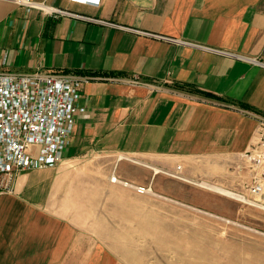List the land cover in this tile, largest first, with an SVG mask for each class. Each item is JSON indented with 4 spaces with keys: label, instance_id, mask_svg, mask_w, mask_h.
<instances>
[{
    "label": "crops",
    "instance_id": "obj_1",
    "mask_svg": "<svg viewBox=\"0 0 264 264\" xmlns=\"http://www.w3.org/2000/svg\"><path fill=\"white\" fill-rule=\"evenodd\" d=\"M30 1L0 0V72L90 77L61 161L0 185V264H128L105 242L120 236L92 171L75 169L89 153L187 176L264 170L246 113L264 114V0Z\"/></svg>",
    "mask_w": 264,
    "mask_h": 264
},
{
    "label": "rangeland",
    "instance_id": "obj_2",
    "mask_svg": "<svg viewBox=\"0 0 264 264\" xmlns=\"http://www.w3.org/2000/svg\"><path fill=\"white\" fill-rule=\"evenodd\" d=\"M153 164L115 152L75 162L76 170L92 171L96 214L111 216L112 234L120 237L105 242L119 257L128 264H264V170L187 176ZM141 185L150 190L134 188Z\"/></svg>",
    "mask_w": 264,
    "mask_h": 264
},
{
    "label": "built area",
    "instance_id": "obj_3",
    "mask_svg": "<svg viewBox=\"0 0 264 264\" xmlns=\"http://www.w3.org/2000/svg\"><path fill=\"white\" fill-rule=\"evenodd\" d=\"M16 2L27 7L34 5L30 0ZM89 77L71 71L0 72V185L3 190H12V182L19 172L54 165L62 159L78 110L79 88ZM246 113L257 120L259 133V142L247 153V159L254 165H262L264 114ZM134 188L140 193L146 190L144 186ZM257 189L253 186L251 191Z\"/></svg>",
    "mask_w": 264,
    "mask_h": 264
},
{
    "label": "bare ground",
    "instance_id": "obj_4",
    "mask_svg": "<svg viewBox=\"0 0 264 264\" xmlns=\"http://www.w3.org/2000/svg\"><path fill=\"white\" fill-rule=\"evenodd\" d=\"M208 188L209 189H212V190H215L218 193L225 194V195H229V196H232V197H234L236 199H240V200L242 199V200H244L241 196L237 195L236 193H232V192H229V191H225V190L219 189L217 187H210L209 186Z\"/></svg>",
    "mask_w": 264,
    "mask_h": 264
}]
</instances>
